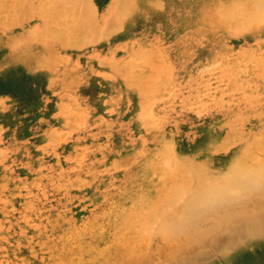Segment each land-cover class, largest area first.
<instances>
[{"label":"rangeland","instance_id":"obj_1","mask_svg":"<svg viewBox=\"0 0 264 264\" xmlns=\"http://www.w3.org/2000/svg\"><path fill=\"white\" fill-rule=\"evenodd\" d=\"M240 163L264 164V0H0V264H92L157 178L184 210L188 169Z\"/></svg>","mask_w":264,"mask_h":264},{"label":"bare ground","instance_id":"obj_2","mask_svg":"<svg viewBox=\"0 0 264 264\" xmlns=\"http://www.w3.org/2000/svg\"><path fill=\"white\" fill-rule=\"evenodd\" d=\"M81 9L83 10V8ZM88 11H86V15ZM10 55H7L6 59L10 58ZM158 155L166 159V162L174 161L173 158L178 159L176 154L174 157L172 156L173 158L165 157L162 153ZM155 167L160 173L165 174L167 172L164 171V169L166 170L165 167L174 169L176 165L167 166L166 163L161 162L160 166L156 164ZM184 169L186 170V168ZM175 170L172 171L173 174L171 173V175H163L162 178H157L162 181V187L159 185L160 191L158 188H152L145 192V195L153 194L154 199L160 192L155 200L149 201L150 204L149 202L142 204L141 212L138 209L139 214L120 219L116 226L117 230L124 229L123 226H139L135 231L132 229L133 240L124 244L123 249L118 252H114V250L121 247L119 243L106 244L102 250H97L94 247L93 250L97 251L94 256L100 258L93 259L92 264H137L140 262L188 264L192 257H201L202 260H205L209 253L216 254V252L220 255L213 264H264V189L258 187L264 183V164L252 167L240 163V165H234L228 173L220 175L216 180H207L205 174L198 169H188L190 170L189 176L187 175L188 180H184V184L195 191V198L186 200L184 210L165 209L160 211V208L165 207L166 200L170 197L166 190L168 188L165 189L164 185L172 186L177 183L175 178L179 173L178 170L177 172ZM183 173L180 176H183ZM182 182H179L180 185L183 184ZM186 186L184 187L187 188ZM257 188L259 191L251 193L252 195L248 200H240L245 192L249 190L253 192L252 190ZM174 189L178 191L177 187ZM170 192H172L171 189ZM134 200L132 201L134 205L135 202L139 203L140 201V199H136L135 202ZM235 202L240 203L236 207L237 209H227L230 204ZM144 213H150L153 218H158L161 221L156 230L146 231L150 224H148V218L144 216ZM112 223L114 222L112 221ZM143 232L146 234L144 235ZM247 237L250 238L251 245L237 246L238 242ZM153 240L159 241L161 246L156 247L158 258L149 260L151 257L144 251L147 244L145 246L143 244ZM250 247L255 248L253 257L246 256L244 252L246 250L251 251Z\"/></svg>","mask_w":264,"mask_h":264}]
</instances>
